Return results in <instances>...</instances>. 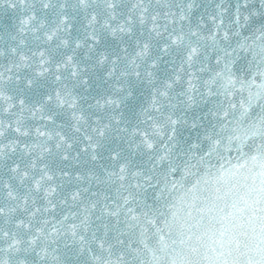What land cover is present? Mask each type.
<instances>
[{
    "label": "snow or ice",
    "instance_id": "6c2138e0",
    "mask_svg": "<svg viewBox=\"0 0 264 264\" xmlns=\"http://www.w3.org/2000/svg\"><path fill=\"white\" fill-rule=\"evenodd\" d=\"M0 264H264V0H0Z\"/></svg>",
    "mask_w": 264,
    "mask_h": 264
}]
</instances>
